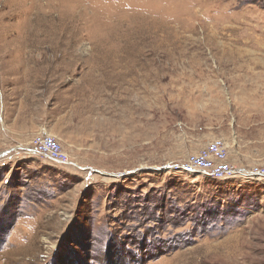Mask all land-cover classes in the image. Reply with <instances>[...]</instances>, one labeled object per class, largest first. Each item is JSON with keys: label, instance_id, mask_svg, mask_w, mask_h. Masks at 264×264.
Wrapping results in <instances>:
<instances>
[{"label": "rangeland", "instance_id": "1", "mask_svg": "<svg viewBox=\"0 0 264 264\" xmlns=\"http://www.w3.org/2000/svg\"><path fill=\"white\" fill-rule=\"evenodd\" d=\"M217 137L264 159V0H0V264H264V180L159 170Z\"/></svg>", "mask_w": 264, "mask_h": 264}, {"label": "built area", "instance_id": "2", "mask_svg": "<svg viewBox=\"0 0 264 264\" xmlns=\"http://www.w3.org/2000/svg\"><path fill=\"white\" fill-rule=\"evenodd\" d=\"M32 151L44 161L62 167L91 170V167L81 166L70 158L63 149L59 139L48 132H39L31 140ZM178 172L185 176H201L205 179L226 181L233 178L243 180H264V164H237L230 160V148L222 137H217L206 143L198 151L186 158L168 162L159 170Z\"/></svg>", "mask_w": 264, "mask_h": 264}, {"label": "crops", "instance_id": "3", "mask_svg": "<svg viewBox=\"0 0 264 264\" xmlns=\"http://www.w3.org/2000/svg\"><path fill=\"white\" fill-rule=\"evenodd\" d=\"M24 158H30V155L29 156L25 155ZM230 160L233 161L234 163L245 164V165L264 164V159H261L259 162V160L256 158H232L230 156Z\"/></svg>", "mask_w": 264, "mask_h": 264}]
</instances>
